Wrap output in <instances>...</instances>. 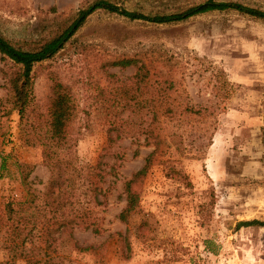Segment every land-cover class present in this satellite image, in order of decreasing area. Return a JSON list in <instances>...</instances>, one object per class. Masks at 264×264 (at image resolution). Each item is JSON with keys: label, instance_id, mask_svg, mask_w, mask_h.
I'll list each match as a JSON object with an SVG mask.
<instances>
[{"label": "rangeland", "instance_id": "1", "mask_svg": "<svg viewBox=\"0 0 264 264\" xmlns=\"http://www.w3.org/2000/svg\"><path fill=\"white\" fill-rule=\"evenodd\" d=\"M92 1L0 0V31L11 39H33L45 33L51 22ZM107 1L118 9L153 16L180 12L203 0ZM214 1H234L264 11V0ZM151 51L172 58L163 68L170 67L174 83L169 97L188 96L189 104L203 109L204 115L212 113V120L186 119L178 112L167 119L165 142L141 187L140 207L150 221L144 227H140L143 215L123 223L117 214L125 204L124 181L143 166L153 147H136L128 137L118 141L123 159L102 183L103 189L108 188L104 201L90 204V219L100 231H73L78 245L88 250L71 252L69 264H264V226L237 228L238 221L264 222L263 19L227 8L157 23L96 9L53 57L34 66V101H43L47 72L52 71L72 86L84 106L85 97L105 85L100 59L143 58ZM10 66L0 54V200L24 194L17 163L33 165L29 177L38 190L49 175L41 146L24 141L16 111L6 114L10 102L1 71ZM109 71L125 77L134 69ZM158 107L164 117V107ZM90 116L91 126L76 146L81 165L95 164L106 145L105 130L93 111ZM170 132L180 135L182 142H174L177 137ZM88 196L81 193L80 201ZM102 199L99 194L98 201ZM6 258L0 250V264Z\"/></svg>", "mask_w": 264, "mask_h": 264}, {"label": "trees", "instance_id": "2", "mask_svg": "<svg viewBox=\"0 0 264 264\" xmlns=\"http://www.w3.org/2000/svg\"><path fill=\"white\" fill-rule=\"evenodd\" d=\"M99 8L131 19L157 23L179 21L197 13L227 8L264 20L263 10L234 1L203 0L180 12L151 16L118 9L107 0H93L86 8L51 22L39 37L11 39L0 31L1 59L10 61L11 65L1 71L10 102L6 114L13 110L17 112L24 141L41 146L42 162L49 171L47 180L38 190L29 177L33 165L17 163L24 194L19 198L7 195L0 200V250L7 253V258L1 264H16L18 260L25 264H69L71 252L88 250V246L78 245L73 231L76 228L100 231L90 219V204L91 201H104L108 188L103 189L102 183L107 175L115 172L118 162L123 159L117 143L125 137L130 138L136 147L151 146L153 149L145 157L143 166L124 181L122 192L125 204L117 218L126 223L133 215L140 214L143 215L140 227L147 226L149 215H144L140 207L141 187L154 155L165 142L163 131L167 119L174 118L172 115L178 112L186 119L206 122L209 117L212 120V113L202 114L203 109L189 104L188 96L179 93L180 99L169 97V89L174 83L170 78V67L165 71L163 68L172 58L164 52L153 54L151 51L145 53L143 58L125 55L109 60L100 59L98 62L105 85L87 95L84 106L79 105L70 84L48 71L46 95L41 103L34 101V66L53 57L86 18ZM112 67H132L134 71L121 77L109 71ZM158 105L164 107V117L159 116ZM91 111L98 125L105 130L106 145L95 164L81 165L77 161L76 146L81 134L91 126ZM202 131L206 129L203 127ZM169 134L177 137L174 142H182L177 133ZM136 154L135 150L133 155ZM106 156L112 160H105ZM81 193L89 195L82 202ZM99 194L103 196L102 201H98ZM246 226H264V222L256 219L237 222V228ZM124 241L125 246L129 247L128 237Z\"/></svg>", "mask_w": 264, "mask_h": 264}]
</instances>
